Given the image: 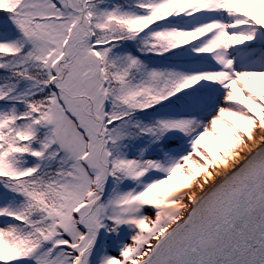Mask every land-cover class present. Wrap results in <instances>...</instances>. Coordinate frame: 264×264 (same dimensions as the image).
Listing matches in <instances>:
<instances>
[{
	"label": "snow or ice",
	"instance_id": "6c2138e0",
	"mask_svg": "<svg viewBox=\"0 0 264 264\" xmlns=\"http://www.w3.org/2000/svg\"><path fill=\"white\" fill-rule=\"evenodd\" d=\"M0 264H264V0H0Z\"/></svg>",
	"mask_w": 264,
	"mask_h": 264
}]
</instances>
